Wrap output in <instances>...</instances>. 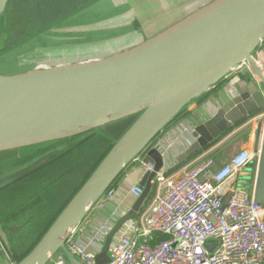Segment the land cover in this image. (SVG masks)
<instances>
[{
	"label": "water",
	"instance_id": "95a60500",
	"mask_svg": "<svg viewBox=\"0 0 264 264\" xmlns=\"http://www.w3.org/2000/svg\"><path fill=\"white\" fill-rule=\"evenodd\" d=\"M8 2L3 0L1 36ZM263 42L264 0H214L126 52L17 75L0 74V153L48 146L136 117L18 264H49L60 251L68 264H83L68 249L67 239L129 166L143 156V166L151 164L154 170L146 172L137 186L141 195L107 233L95 256L96 264H109L114 240L149 202L156 173L173 165L171 151L155 141L185 108L243 64L249 66L247 73H239L237 90L224 107L193 130L195 141L175 160L179 164L202 152L234 126L262 113L264 79L254 54ZM257 152L258 161L246 166L238 178L242 189L264 206V120L258 131ZM0 241L11 249L1 223Z\"/></svg>",
	"mask_w": 264,
	"mask_h": 264
},
{
	"label": "crops",
	"instance_id": "0c3cea01",
	"mask_svg": "<svg viewBox=\"0 0 264 264\" xmlns=\"http://www.w3.org/2000/svg\"><path fill=\"white\" fill-rule=\"evenodd\" d=\"M213 1L102 0L99 3L102 4L101 7L96 8L95 5L92 6V11L88 15L89 18L92 16L91 22L85 21L86 16L83 17V15L87 13L86 11H82L79 14L77 13V16L80 17L79 21H77L78 23L71 24L72 20L68 23L65 21L63 25H58L54 29L56 32L53 35L40 36L42 38L47 37V42L43 39L42 43L40 40L37 42L41 45L40 47L63 45L64 48L54 50L53 52L56 53L54 54L56 56L50 57L51 59L48 57L53 52L48 51L49 53H46L39 51L40 47L31 48L30 53H33V50L36 51V55H34L37 59L36 63L38 61L39 63H41L40 61L56 62L52 66L35 64L28 71L94 61L126 52L164 32V30L174 26L188 15L202 9V7ZM77 16L74 18H78ZM32 42L34 41L31 40L26 43V46ZM44 53L46 55H43ZM254 60L264 79V42L254 54ZM248 68L247 64H243L242 69L234 71L227 78L223 79V82L213 86L204 95L191 103L156 138L155 143L163 144L165 148H169L172 157L177 160L194 143L195 139L192 137L193 130L210 120L218 110L224 107L230 100V96L237 90L236 86L240 81L239 77H241L239 73H247ZM261 114L259 113L234 126L225 132L221 138L210 144L202 152L193 156L186 163L179 164L174 160L172 166L164 168L166 177L178 179L188 168L195 166L206 157L213 158L216 166L221 168L234 155L241 151L249 150L254 153L258 140V131L263 120V118L259 117ZM135 119L136 117H128V119L120 121L129 122L115 143L129 130L136 121ZM22 155H25L23 149L2 152L0 153V166L14 164L20 158L22 159ZM143 162V156L138 157L110 188V190L114 188L116 191L110 203L101 211L91 210L77 228L76 237L81 245L87 246L90 239L102 232L103 227L111 230L124 215L129 213L138 199L130 193V190L135 186H139L145 178L146 171L144 170ZM235 186L240 189L243 188L239 178L235 180ZM153 192L154 188L149 202L137 215L138 218L134 220L138 225L153 200ZM33 194L0 193V223L8 233L11 247L9 249L0 241V264H11L12 255L10 250L19 246V243L23 242V240H26L28 234L34 229H38L39 224L46 218L45 215L42 216V210L39 209L40 205L38 204V206L36 203L25 204L24 208L17 210L15 214L10 213L9 209L11 207H15L28 200ZM51 198H58V196L54 197V195H50V200ZM34 205H36L35 216L28 219L27 214H30L34 210ZM26 220L27 223H24L26 226L20 223L26 222ZM18 223L19 227L17 226ZM105 238L106 235L100 240V245L104 244Z\"/></svg>",
	"mask_w": 264,
	"mask_h": 264
},
{
	"label": "built area",
	"instance_id": "2783aa9c",
	"mask_svg": "<svg viewBox=\"0 0 264 264\" xmlns=\"http://www.w3.org/2000/svg\"><path fill=\"white\" fill-rule=\"evenodd\" d=\"M259 117L264 120V111ZM259 158V152L244 150L221 168L206 157L178 179L167 178L164 169L156 173L147 212L139 225L131 221L121 230L110 248L109 264H264V206L235 186L238 174ZM143 167L154 170L151 164ZM115 192L109 189L92 210H103ZM130 193L139 198L142 191L135 186ZM109 231L103 227L83 246L76 229L66 245L83 264H96L100 240ZM159 235L168 240L156 243ZM49 264L68 261L60 251Z\"/></svg>",
	"mask_w": 264,
	"mask_h": 264
},
{
	"label": "rangeland",
	"instance_id": "374dc122",
	"mask_svg": "<svg viewBox=\"0 0 264 264\" xmlns=\"http://www.w3.org/2000/svg\"><path fill=\"white\" fill-rule=\"evenodd\" d=\"M100 2H102V0H9L6 10L5 32L3 36H1L0 33V74L10 76V75L23 73L30 70L35 64L38 65L42 64L41 66H52L56 61H51V62L40 61L41 63H39L38 61V63H36L37 59L34 57V55H36L35 54L36 51L33 50V53H30L31 52L30 49L35 47H40L41 45L37 43L39 40L41 41V43H42V39L47 42L46 39L47 37L42 38L40 36L53 35L56 32L54 31V29L58 25L59 26L63 25L65 21H67L68 23L70 20H72L71 24L78 23L77 21H79L80 17L77 16V13L79 14L82 11H86L87 14L83 15V17L86 16L85 17L86 22H91L92 16L89 18L88 15L92 11V6L95 5L96 8L101 7L102 4H99ZM75 16H77L78 18H74ZM31 40H33L34 42L26 46V43L30 42ZM63 48H64L63 45H59L55 47L51 45L49 47H45V46L40 47L39 51L49 53L48 51L53 52L54 50L63 49ZM46 53H44L43 55H46ZM50 54L52 55H49L48 58L56 56L54 55L56 54L55 52ZM128 122L118 121V123L117 122L111 123L100 129H97L96 131L97 135L96 134L94 135L95 141L92 142L91 144L92 149H94L93 147L95 146H99L100 149L97 150H99L98 152L101 153L105 148V146L109 145L110 142H113L115 144V141H117L116 139L121 134L123 129L127 126ZM71 143L72 145H75L74 142ZM77 143L79 142L77 141ZM65 147H67V143L65 145H61L58 147H51V145H48L42 147L24 148L26 149L24 150V154H25L24 156L34 155V157L27 160V162L23 163L22 165L16 167L17 171H19L21 168L29 167L38 163H42L44 161L48 163L52 160L58 159L61 151H63ZM83 147L87 148L86 152L92 150L91 147H89V144ZM94 154L95 151H92V156H94ZM81 158L82 157L80 156L77 157L75 156L73 157L72 160L78 161L81 160ZM92 163L93 162L90 163L89 168H86V165L83 164L80 165L78 164L75 166L74 163L72 164L70 162L60 164L59 166H56V169L53 172H48L49 170H46L47 172L44 171L42 174H39L37 176H32L30 180H27L28 181L27 183L33 185L41 181H46V179L58 173L59 177H61L62 180H64L65 182L62 185L63 186L62 190L64 189L63 190L64 192L62 193L64 194L61 195L59 191L58 193L55 194L57 196L58 194H60L58 198H51V200L53 201L47 200L48 204L45 203V206L43 207L42 210L43 213L41 212L42 216L43 215L46 216L44 222L46 219L47 220L49 219V216L50 217L53 216L52 215L53 212L51 211L59 208V206L64 204V202L68 199V197L75 192L72 195L70 201L72 200L75 194L85 184V182L88 180V178L91 176V174L95 171V169L99 165L98 164L91 173H88V170L91 168ZM16 168H9L4 173H9L11 170ZM68 168H70L71 170L67 173ZM61 172L62 173L64 172L66 174L63 175ZM27 183L26 182L20 183L8 189L6 193H22L23 191L26 190H27L26 192H31L32 189L31 187L27 186L28 185ZM26 186L28 187L27 189L25 188ZM32 198L33 197H30L28 200H31ZM28 200L22 202L21 204L16 205L15 207H11L9 209L10 213L15 214L17 210L24 208ZM66 206L67 204H65L64 208ZM60 212L57 215V217L60 215ZM27 216H30V214H27ZM33 216L34 214L32 215V217ZM55 220L56 219H54V221ZM39 233H40L39 229H34L32 232H30V234H28L26 240H23V242L19 243V246L15 247L13 250H10V253L12 255L11 264H18L24 257H26L33 250V248L38 244V242L44 236L43 235L39 239Z\"/></svg>",
	"mask_w": 264,
	"mask_h": 264
},
{
	"label": "trees",
	"instance_id": "16d2710c",
	"mask_svg": "<svg viewBox=\"0 0 264 264\" xmlns=\"http://www.w3.org/2000/svg\"><path fill=\"white\" fill-rule=\"evenodd\" d=\"M97 135L96 130L92 131V132H88L85 134H82L80 136H76L74 138H70V139H66V140H62L59 142H55L53 144H50L51 147H58L61 145H65L67 143V147H65V149H63V151H61L60 156L58 159L52 160L50 162H48L41 170L38 171V175L42 174L44 171L47 172L46 170H49L48 172H53L56 169V166H59L60 164H64V163H74V165H86V168H89V165L91 162V168L88 170V173H91L95 167L99 164V162L105 157V155L110 151V149L113 147L114 143L110 142L109 145H106L105 148L103 149V151L101 153H99L97 149H100L99 146H95L93 147L94 149H92V142L95 141L94 135ZM93 137V139H92ZM80 140V141H79ZM77 141L79 143H77ZM71 142H74L75 145H72ZM71 143V144H70ZM100 143V141H99ZM77 144V146H76ZM89 144V147H91V151L86 152V146ZM92 151H95L94 156H92ZM98 152V153H97ZM34 155L32 156H27L26 158H23L22 160L17 161L14 164H11L8 167H5L3 169H0V172L3 170H7L9 168H16L19 165H22L23 163L27 162V160L31 159ZM77 157L80 156L82 157L81 160L75 161L72 160L73 157ZM71 169L68 168L67 169V173L70 171ZM88 175V174H87ZM75 193V192H74ZM72 193L68 199L64 202V204H62L61 206H59V208L51 211L53 212V216H49V219L44 220L39 224L38 229H39V239L46 233V231L48 230L49 226L54 222V219L57 218V215L59 214L60 211H62V209L64 208L65 204H68V202L70 201L72 195L74 194ZM61 195H63L64 193H60ZM60 194H58V196H60ZM57 195H54V197H56ZM61 213V212H60ZM46 224V225H45ZM168 240V237L164 236V235H159L156 243L162 242Z\"/></svg>",
	"mask_w": 264,
	"mask_h": 264
},
{
	"label": "flooded vegetation",
	"instance_id": "af4514ba",
	"mask_svg": "<svg viewBox=\"0 0 264 264\" xmlns=\"http://www.w3.org/2000/svg\"><path fill=\"white\" fill-rule=\"evenodd\" d=\"M24 150H26V149H23V151ZM24 157H27V156H22V159ZM22 159L20 158L19 160H22ZM46 164H47V162L44 161L42 163H38V164L29 166V167L21 168L20 169L21 171L20 170L17 171V168L11 170L9 173H4L6 170L1 171L0 172V186H2V187H0V190H1L0 192L1 193H6V191L8 189H10V188H12V187H14V186H16V185H18L20 183H23V182L27 183L28 182L27 180H30V178L32 176H37L38 175V171L41 170ZM10 165H2V166H0V169H3V168L8 167ZM34 166H37V168L35 169V171L33 173H31L28 176H25L23 178H18V176L20 174H22L23 172L33 168ZM14 170H16V171H14ZM11 172H12V174H11ZM62 174L64 175L66 173L63 172ZM63 183H65V182H64V180H62L61 177H59L58 173L56 175H53L50 178L46 179V181H41V182H39L37 184L31 185L30 183H27L28 184L27 186L31 187L32 191L31 192H26L27 191L26 189L28 188L26 186L25 187L26 191H23L22 193H34V194L32 195L33 198L31 200H28V202L26 204H31V203H34V204L36 203L37 205L39 204L40 205L39 209L43 210V207L45 206V203L48 204L47 200H50V195H55L59 191H60L59 193L64 192L63 191L64 189L62 190ZM45 199H46V201H45ZM35 207H36V205H34V207H33L34 210L30 213V216H27L28 219H30V217H32L31 215H33V214L35 216V210H36ZM20 223L23 224L24 226H26V224H24V223H27V220H26V222L23 221V222H20ZM17 226L19 227V223L17 224Z\"/></svg>",
	"mask_w": 264,
	"mask_h": 264
},
{
	"label": "bare ground",
	"instance_id": "6f19581e",
	"mask_svg": "<svg viewBox=\"0 0 264 264\" xmlns=\"http://www.w3.org/2000/svg\"><path fill=\"white\" fill-rule=\"evenodd\" d=\"M3 9H4L3 0H0V16L3 13Z\"/></svg>",
	"mask_w": 264,
	"mask_h": 264
}]
</instances>
